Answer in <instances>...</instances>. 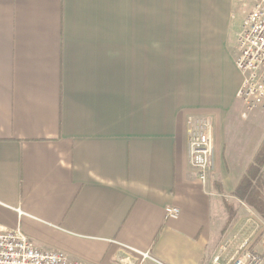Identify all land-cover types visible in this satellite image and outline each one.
<instances>
[{
    "label": "crops",
    "instance_id": "0c3cea01",
    "mask_svg": "<svg viewBox=\"0 0 264 264\" xmlns=\"http://www.w3.org/2000/svg\"><path fill=\"white\" fill-rule=\"evenodd\" d=\"M235 5L0 0V232L83 264H207L223 250L210 187L228 179L198 178L185 105L156 103L155 62L210 56L232 100Z\"/></svg>",
    "mask_w": 264,
    "mask_h": 264
},
{
    "label": "rangeland",
    "instance_id": "374dc122",
    "mask_svg": "<svg viewBox=\"0 0 264 264\" xmlns=\"http://www.w3.org/2000/svg\"><path fill=\"white\" fill-rule=\"evenodd\" d=\"M254 2L255 0H236L232 9L226 48L233 64L237 33ZM224 73V65H218L210 56H204L200 61L185 63L155 62V99L156 103L166 99L171 103L185 105L181 111L184 119H206L213 142V164L206 180L221 182V173L228 179L226 187L222 189L223 194H220L218 188L210 187L213 192L211 199L214 236L219 248H223L222 251L227 256H230L244 239H248L251 249L263 255L264 264V203L240 200L237 195L242 194L239 185L248 166L255 164L256 159L264 157V107L259 106L247 111L243 106L237 96L242 82L240 72L241 79L234 98L227 100L220 82L215 83ZM180 75L185 78L179 79ZM215 155H218V162ZM226 201L228 205L225 204ZM146 264L157 263L147 261Z\"/></svg>",
    "mask_w": 264,
    "mask_h": 264
},
{
    "label": "built area",
    "instance_id": "2783aa9c",
    "mask_svg": "<svg viewBox=\"0 0 264 264\" xmlns=\"http://www.w3.org/2000/svg\"><path fill=\"white\" fill-rule=\"evenodd\" d=\"M235 66L242 75L237 96L247 111L264 107V0H255L247 12L236 36ZM246 113L244 112V115ZM190 160L198 178L205 183L213 164V142L206 119L188 117L186 119ZM264 180V165L262 168ZM179 208L167 206L168 218L175 219ZM142 261L148 257L142 253ZM263 255L251 249L248 239L227 256L222 250L215 253L207 264H262ZM0 264H83L68 258L57 250H42L33 245L19 229L0 232Z\"/></svg>",
    "mask_w": 264,
    "mask_h": 264
},
{
    "label": "trees",
    "instance_id": "16d2710c",
    "mask_svg": "<svg viewBox=\"0 0 264 264\" xmlns=\"http://www.w3.org/2000/svg\"><path fill=\"white\" fill-rule=\"evenodd\" d=\"M264 164V157L256 159L255 164H250L243 174L241 184L242 194L237 193L238 198L249 202L261 201L264 203V180L261 178L260 170ZM228 205V203H227Z\"/></svg>",
    "mask_w": 264,
    "mask_h": 264
}]
</instances>
